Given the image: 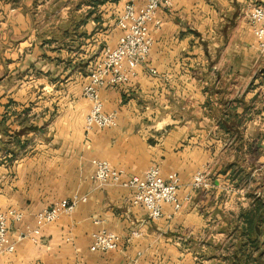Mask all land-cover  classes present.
I'll use <instances>...</instances> for the list:
<instances>
[{"label": "crops", "instance_id": "obj_1", "mask_svg": "<svg viewBox=\"0 0 264 264\" xmlns=\"http://www.w3.org/2000/svg\"><path fill=\"white\" fill-rule=\"evenodd\" d=\"M129 1L145 0H0V210L24 213L10 222L16 248L0 264H233L232 255L240 257L242 210L256 196L264 200V50L250 21L264 0L161 6L147 63L101 90L118 125L87 131L83 87L104 49L118 43L117 19ZM95 158L124 178L154 164L164 177L178 173L183 207L165 203L152 218L133 204L130 187L94 178ZM198 170L208 186L192 185ZM85 195L71 214L38 220L53 202ZM35 226L39 243L18 240ZM99 229L120 234L119 247L93 251ZM257 254L250 264H264V252L261 263Z\"/></svg>", "mask_w": 264, "mask_h": 264}, {"label": "built area", "instance_id": "obj_2", "mask_svg": "<svg viewBox=\"0 0 264 264\" xmlns=\"http://www.w3.org/2000/svg\"><path fill=\"white\" fill-rule=\"evenodd\" d=\"M174 0H145L142 4L134 1L126 2L117 19V25L122 29L118 43L107 46L101 57L96 61L90 72L88 81L84 84L83 95L89 100L90 108L86 116L85 129L115 127L118 125L117 111H106L101 90L106 86H116L132 79L138 74L141 64H146L151 52L154 37L150 23L159 27L161 19L158 12L161 6H172ZM250 21L254 34L259 38L260 47L264 50V4L256 5L250 12ZM157 73L155 68H151ZM95 165L94 178L102 183H122L132 189L133 204H142L154 219L163 215V205L172 204L176 210L183 207L179 190L182 180L174 172L164 177L159 165H152L143 175L124 178L123 170L112 165L106 159H93ZM209 177L206 171L198 170L192 180L195 188L206 187ZM87 196H74L53 202L37 213L42 224L57 220L62 214H71L79 202L86 201ZM24 213L14 207L0 210V257L11 253L16 248V240L10 235V222L21 221ZM42 235L41 226L21 230L18 240L29 239L39 243ZM134 235H140L138 231ZM91 249L113 250L119 247L122 236L107 229L95 230L92 233Z\"/></svg>", "mask_w": 264, "mask_h": 264}, {"label": "trees", "instance_id": "obj_3", "mask_svg": "<svg viewBox=\"0 0 264 264\" xmlns=\"http://www.w3.org/2000/svg\"><path fill=\"white\" fill-rule=\"evenodd\" d=\"M104 0H101L103 2ZM244 225L239 235V254L234 253L233 264H250L253 253L258 252L255 260L263 257L264 252V200L256 196L253 203L242 210ZM244 259V260H243ZM261 263V261H260Z\"/></svg>", "mask_w": 264, "mask_h": 264}, {"label": "rangeland", "instance_id": "obj_4", "mask_svg": "<svg viewBox=\"0 0 264 264\" xmlns=\"http://www.w3.org/2000/svg\"><path fill=\"white\" fill-rule=\"evenodd\" d=\"M192 252V249L190 250ZM184 253H187V251H185ZM200 257V259H204V255L201 256V255H198V258Z\"/></svg>", "mask_w": 264, "mask_h": 264}]
</instances>
